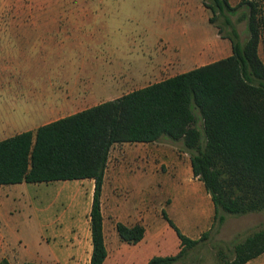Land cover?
<instances>
[{"label":"trees","instance_id":"obj_1","mask_svg":"<svg viewBox=\"0 0 264 264\" xmlns=\"http://www.w3.org/2000/svg\"><path fill=\"white\" fill-rule=\"evenodd\" d=\"M202 0L213 16L218 11L248 5L250 37L242 44L233 30L232 54L160 82L131 91L65 118L0 141V185L53 183L92 179L95 181L90 212L93 255L91 264H104L107 257L103 235L101 196L111 149L117 144L153 143L162 136L187 141L195 148L199 133L192 129L194 109L203 119L206 151L191 154L193 173L205 185L215 205V221L225 220L219 210L253 212L264 209V65L258 56L264 37V0H242L232 8L228 0ZM227 39V37H223ZM217 155L234 177L236 186L250 190L233 197L231 185L220 181L213 165ZM248 196V197H245ZM176 231L181 251L172 257H156L149 264L171 263L183 247L195 243ZM214 221V223H215ZM120 237L138 243L146 229L139 224H117ZM264 254V228L250 235L235 249L231 264H247ZM0 264H10L3 260Z\"/></svg>","mask_w":264,"mask_h":264},{"label":"crops","instance_id":"obj_2","mask_svg":"<svg viewBox=\"0 0 264 264\" xmlns=\"http://www.w3.org/2000/svg\"><path fill=\"white\" fill-rule=\"evenodd\" d=\"M93 20L60 14L11 17L10 24L20 27L15 37L22 57L21 70L26 71H19L23 82L0 87V141L23 132H35L43 125L92 107L80 108L84 104L95 106L129 93L124 92L130 84L124 70L120 67L114 69L106 60L96 57L98 40L96 27L91 26L93 22L96 24ZM167 162L172 165L169 175L159 173L160 165ZM146 164L153 171L145 172ZM177 178L188 182L192 190L203 192L199 221L207 218L211 211L214 224L215 205L204 183L194 175L191 157L176 154L173 148L167 149L155 142L117 144L111 149L101 196L107 251L104 264H149L156 257L179 254V237V242L174 245L166 240L172 236L167 225L172 227L163 212L180 230L166 211L172 199H167L163 211L162 204L157 210L155 202L157 186L178 184ZM78 182L87 185V209L84 211L82 200L71 191L67 198L68 207L76 209V219L72 220L73 213L68 215L64 211L66 222L62 214L61 219L55 216L34 224L29 217L35 210L30 209V213H26V208L19 209V196L31 198V186L60 183L56 189L59 193L63 188L77 186ZM53 183L0 185V262L91 264L90 212L95 181ZM118 223L128 227L143 225L145 237L138 243L124 241L117 231ZM188 223L195 226L193 219L187 220L185 225ZM202 224L205 228L206 223ZM180 232L191 240H197Z\"/></svg>","mask_w":264,"mask_h":264},{"label":"rangeland","instance_id":"obj_3","mask_svg":"<svg viewBox=\"0 0 264 264\" xmlns=\"http://www.w3.org/2000/svg\"><path fill=\"white\" fill-rule=\"evenodd\" d=\"M241 1L228 0L232 8L238 6ZM207 2L212 4L213 1ZM58 14L94 18L96 24L93 22L91 26L96 27V57L103 58L114 69L122 68L129 76L130 87L124 90L125 93L229 57L232 47L228 38L233 36L232 28L239 35L242 44L250 37L248 5L234 10L225 8L223 12L218 11L210 23L209 19L213 14L204 7L202 0H0V87L23 82L19 71H26L21 70L22 57L15 37L20 27L10 24L11 17ZM258 56L264 65V37L259 44ZM260 105L264 107V103ZM89 106L94 104H84L80 108ZM194 114L196 120L192 129L199 133L195 148L190 150L186 147L187 141H172L167 136H162L155 143L167 149L171 147L176 154L186 158L191 157V154L199 155L206 151L207 138L203 119L197 109H194ZM212 156L213 165L220 170L219 180L232 186L230 196L240 194L238 190L250 192L247 188L236 186L232 172L217 155ZM171 169L172 165L167 162L160 165L158 172L169 175ZM151 171L153 169L146 164L145 172ZM182 171L185 172V169ZM177 179L178 184L173 182L167 186H157L156 207L158 210L162 204V211L165 210L166 201L171 198L172 204L166 210L167 213L185 235L196 237L197 240L183 247L177 260L167 264H231L235 260L237 246L264 228V209L239 213L219 210L218 216L224 215L225 220L220 223L217 218L214 224L210 211L202 221L206 223L204 228L199 221L203 192L192 190L188 182ZM58 185L60 183L31 186V198L19 196V209L26 208V213H30V209L35 210L29 217L34 224L41 220L53 219L55 216L61 219L64 211L68 215L73 213V220L77 215L76 209L68 207L67 199L72 191L82 200L86 211L85 182H78L77 186L72 188H63L59 193L56 190ZM251 194L263 195L264 192L254 191ZM161 219L167 225L163 218ZM186 219L188 222L193 219L195 226L193 227L192 223L186 226ZM63 220L66 222L65 214ZM167 228L172 235L166 238L167 242L171 245L179 242L175 230L168 225ZM247 264H264V254Z\"/></svg>","mask_w":264,"mask_h":264}]
</instances>
